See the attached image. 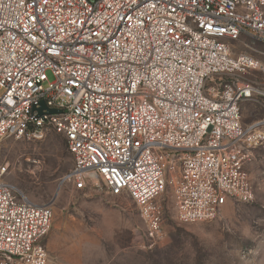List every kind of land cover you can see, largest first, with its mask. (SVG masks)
<instances>
[{
	"label": "built area",
	"instance_id": "2783aa9c",
	"mask_svg": "<svg viewBox=\"0 0 264 264\" xmlns=\"http://www.w3.org/2000/svg\"><path fill=\"white\" fill-rule=\"evenodd\" d=\"M245 38L264 43V0H0V143L62 134L64 181L129 196L153 243L168 186L180 222L211 220L254 198L264 120L244 125L241 106L264 107L251 74L264 62L234 53L255 50ZM7 170L0 160V264H48L52 204Z\"/></svg>",
	"mask_w": 264,
	"mask_h": 264
},
{
	"label": "rangeland",
	"instance_id": "374dc122",
	"mask_svg": "<svg viewBox=\"0 0 264 264\" xmlns=\"http://www.w3.org/2000/svg\"><path fill=\"white\" fill-rule=\"evenodd\" d=\"M232 41L234 53L247 52L264 62V43ZM258 80L264 73L252 72ZM242 118L264 117V107L242 104ZM248 162L254 192L251 202L229 201L211 220L182 223L176 217L170 186L161 200L163 238L149 239L135 202L111 195L105 186L76 190L64 177L73 167L65 137L49 131L40 139L4 138L0 160L5 180L37 204H52L44 245L48 264H264V144Z\"/></svg>",
	"mask_w": 264,
	"mask_h": 264
},
{
	"label": "crops",
	"instance_id": "0c3cea01",
	"mask_svg": "<svg viewBox=\"0 0 264 264\" xmlns=\"http://www.w3.org/2000/svg\"><path fill=\"white\" fill-rule=\"evenodd\" d=\"M242 106H241V112H242ZM264 120V117H256L254 120H252V121H250V122H244L243 121V118H242V123L244 124V125H248V124H252V123H256V122H261V121H263ZM264 127V126H263Z\"/></svg>",
	"mask_w": 264,
	"mask_h": 264
},
{
	"label": "water",
	"instance_id": "95a60500",
	"mask_svg": "<svg viewBox=\"0 0 264 264\" xmlns=\"http://www.w3.org/2000/svg\"><path fill=\"white\" fill-rule=\"evenodd\" d=\"M45 108V106L43 104H41V106L37 109L39 114H42V110ZM58 110L55 109H51V108H47V112L48 113H54L57 112Z\"/></svg>",
	"mask_w": 264,
	"mask_h": 264
}]
</instances>
